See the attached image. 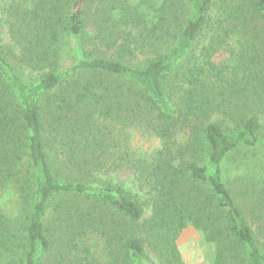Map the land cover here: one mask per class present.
Here are the masks:
<instances>
[{"label": "trees", "instance_id": "trees-1", "mask_svg": "<svg viewBox=\"0 0 264 264\" xmlns=\"http://www.w3.org/2000/svg\"><path fill=\"white\" fill-rule=\"evenodd\" d=\"M0 28V264H185L189 227L264 264V181L231 176L264 152V0H0Z\"/></svg>", "mask_w": 264, "mask_h": 264}, {"label": "rangeland", "instance_id": "rangeland-1", "mask_svg": "<svg viewBox=\"0 0 264 264\" xmlns=\"http://www.w3.org/2000/svg\"><path fill=\"white\" fill-rule=\"evenodd\" d=\"M0 44L9 41L8 34L5 28H0ZM92 34V28L88 29ZM204 40L199 44L202 45ZM223 56H218L217 60H221ZM261 138L264 141V120H262ZM133 142V140H132ZM134 146L138 150L149 151L159 146L157 139L153 137L134 138ZM245 170L231 172L232 179L236 178L238 174L244 181H264V152H258L257 156L247 165ZM257 166V168H254ZM256 171V174L255 172ZM109 176L114 182L122 185L125 189L135 192L136 188L131 184L130 174L126 171H116L109 173ZM148 212L145 213V216ZM176 243L185 264H210L207 257V248L202 244L200 235L193 228H185L180 232L176 239Z\"/></svg>", "mask_w": 264, "mask_h": 264}]
</instances>
